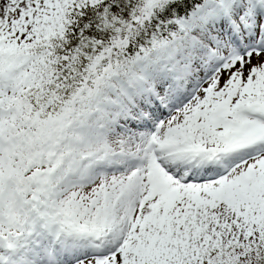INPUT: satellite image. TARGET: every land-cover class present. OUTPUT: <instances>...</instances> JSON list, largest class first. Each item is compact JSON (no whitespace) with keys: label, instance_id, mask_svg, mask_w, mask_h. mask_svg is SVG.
Wrapping results in <instances>:
<instances>
[{"label":"snow or ice","instance_id":"6c2138e0","mask_svg":"<svg viewBox=\"0 0 264 264\" xmlns=\"http://www.w3.org/2000/svg\"><path fill=\"white\" fill-rule=\"evenodd\" d=\"M0 264H264V0H0Z\"/></svg>","mask_w":264,"mask_h":264}]
</instances>
